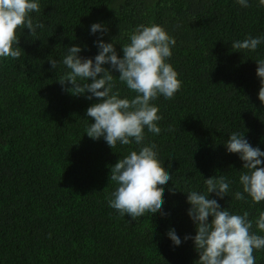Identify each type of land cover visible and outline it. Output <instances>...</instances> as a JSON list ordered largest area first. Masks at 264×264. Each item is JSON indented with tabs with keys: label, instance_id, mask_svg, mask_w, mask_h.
Segmentation results:
<instances>
[{
	"label": "trees",
	"instance_id": "16d2710c",
	"mask_svg": "<svg viewBox=\"0 0 264 264\" xmlns=\"http://www.w3.org/2000/svg\"><path fill=\"white\" fill-rule=\"evenodd\" d=\"M250 4L245 9L236 0H40L33 18L46 29L32 38L25 29L21 59H0V264H195L193 242H183L195 235L184 192L205 191L204 179L214 176L231 182L229 197L218 200L223 208L247 211L252 219L264 211V203L234 199L242 191L243 163L224 147L239 131L264 151L255 62L264 59V44L256 52L231 47L264 35V7L256 0ZM93 23L107 25L104 42H114L120 56V45L140 24L160 25L176 39L169 62L180 90L171 100L155 101L160 135L145 129L146 143L156 145L161 166L172 175L164 187L163 216L131 221L108 206L116 188L110 168L138 146L111 149L103 139L89 138L85 129L94 120L86 111L98 101L71 95L59 83L63 66L51 69L49 60L62 59L68 47L87 46L81 55L89 58L98 54ZM116 89L121 97L135 95L118 81ZM171 228L182 240L179 247L166 236ZM254 255L256 264H264V250Z\"/></svg>",
	"mask_w": 264,
	"mask_h": 264
},
{
	"label": "clouds",
	"instance_id": "9594fccd",
	"mask_svg": "<svg viewBox=\"0 0 264 264\" xmlns=\"http://www.w3.org/2000/svg\"><path fill=\"white\" fill-rule=\"evenodd\" d=\"M256 2L258 7H264V0ZM236 3L245 9L251 6L250 0H236ZM40 11V0H0V59H21L23 51L18 45L24 30L32 38L46 29L45 23L34 22L33 13ZM98 33L94 41L98 51L95 57L81 55L87 46L68 47L62 59L49 60L51 69L58 71L63 66L59 83L71 95L98 101L86 111V116L94 120L85 129L89 138L103 139L111 149L117 144L138 146V150L130 151L111 166L110 181L115 182L116 188L110 194L108 206L131 221L157 213L163 216L164 187L172 181V175L161 166L156 145L146 143L145 129L153 136L160 135L162 116L155 101L160 97L171 100L180 90L178 73L169 62L176 39L160 25L140 24L129 36V42L120 45L123 53L120 56L114 42H104V36L109 34L106 24L90 26V35ZM262 44L264 35L233 41L231 47L256 52ZM255 62L260 82L258 99L264 106V59ZM113 71L119 73L118 78L112 75ZM117 81L135 95L121 97L116 89ZM67 84L71 87L66 88ZM224 147L228 154L238 155L243 163L239 175L242 191H236L234 199L264 203V151L253 147L245 133L239 131L228 136ZM204 184L205 191L184 192L195 235H185L183 242H193L199 257L195 264H256L254 252L264 250V234H261L264 233V211L252 219L247 211L236 214L229 207L223 208L218 200L229 197L231 191V182L225 175L204 179ZM169 191L175 194L177 190ZM213 194L216 198L210 199ZM166 236L174 247L181 246L182 240L174 228Z\"/></svg>",
	"mask_w": 264,
	"mask_h": 264
}]
</instances>
